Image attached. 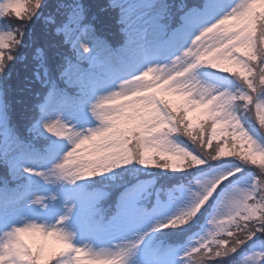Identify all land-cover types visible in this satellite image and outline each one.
<instances>
[{
    "label": "snow or ice",
    "instance_id": "6c2138e0",
    "mask_svg": "<svg viewBox=\"0 0 264 264\" xmlns=\"http://www.w3.org/2000/svg\"><path fill=\"white\" fill-rule=\"evenodd\" d=\"M0 264H264V0H0Z\"/></svg>",
    "mask_w": 264,
    "mask_h": 264
}]
</instances>
